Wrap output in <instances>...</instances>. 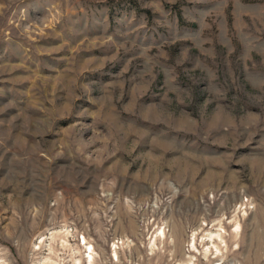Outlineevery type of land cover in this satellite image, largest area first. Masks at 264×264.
<instances>
[{"label": "rangeland", "instance_id": "374dc122", "mask_svg": "<svg viewBox=\"0 0 264 264\" xmlns=\"http://www.w3.org/2000/svg\"><path fill=\"white\" fill-rule=\"evenodd\" d=\"M0 264H264V0H0Z\"/></svg>", "mask_w": 264, "mask_h": 264}, {"label": "bare ground", "instance_id": "6f19581e", "mask_svg": "<svg viewBox=\"0 0 264 264\" xmlns=\"http://www.w3.org/2000/svg\"><path fill=\"white\" fill-rule=\"evenodd\" d=\"M212 235H213L212 233L209 234V238H210V239H212ZM218 236H219V235H218Z\"/></svg>", "mask_w": 264, "mask_h": 264}]
</instances>
